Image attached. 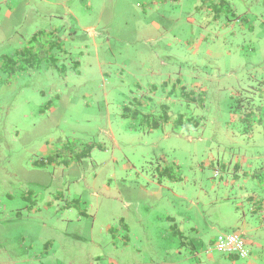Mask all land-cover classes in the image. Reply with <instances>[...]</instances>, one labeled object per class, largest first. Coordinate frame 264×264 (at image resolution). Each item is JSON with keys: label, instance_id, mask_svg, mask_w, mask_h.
<instances>
[{"label": "rangeland", "instance_id": "obj_1", "mask_svg": "<svg viewBox=\"0 0 264 264\" xmlns=\"http://www.w3.org/2000/svg\"><path fill=\"white\" fill-rule=\"evenodd\" d=\"M0 264H264V0H0Z\"/></svg>", "mask_w": 264, "mask_h": 264}, {"label": "built area", "instance_id": "obj_2", "mask_svg": "<svg viewBox=\"0 0 264 264\" xmlns=\"http://www.w3.org/2000/svg\"><path fill=\"white\" fill-rule=\"evenodd\" d=\"M213 250L236 256L239 260L247 259L250 255L246 244L236 235H221L212 246Z\"/></svg>", "mask_w": 264, "mask_h": 264}, {"label": "trees", "instance_id": "obj_3", "mask_svg": "<svg viewBox=\"0 0 264 264\" xmlns=\"http://www.w3.org/2000/svg\"><path fill=\"white\" fill-rule=\"evenodd\" d=\"M236 259H238L236 256H234ZM239 260V259H238Z\"/></svg>", "mask_w": 264, "mask_h": 264}, {"label": "crops", "instance_id": "obj_4", "mask_svg": "<svg viewBox=\"0 0 264 264\" xmlns=\"http://www.w3.org/2000/svg\"><path fill=\"white\" fill-rule=\"evenodd\" d=\"M231 257H233V256H231ZM233 258H235V257H233Z\"/></svg>", "mask_w": 264, "mask_h": 264}]
</instances>
